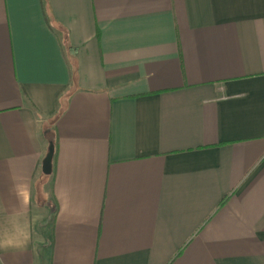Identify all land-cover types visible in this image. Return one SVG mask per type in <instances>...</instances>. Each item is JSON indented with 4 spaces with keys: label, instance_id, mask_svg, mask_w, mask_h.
Wrapping results in <instances>:
<instances>
[{
    "label": "crops",
    "instance_id": "obj_1",
    "mask_svg": "<svg viewBox=\"0 0 264 264\" xmlns=\"http://www.w3.org/2000/svg\"><path fill=\"white\" fill-rule=\"evenodd\" d=\"M12 211L0 264H264V0H0Z\"/></svg>",
    "mask_w": 264,
    "mask_h": 264
},
{
    "label": "clouds",
    "instance_id": "obj_2",
    "mask_svg": "<svg viewBox=\"0 0 264 264\" xmlns=\"http://www.w3.org/2000/svg\"><path fill=\"white\" fill-rule=\"evenodd\" d=\"M30 197L25 194L21 201L27 209ZM31 225L24 211H12L8 214L7 226L0 229V249H18L27 245L31 239Z\"/></svg>",
    "mask_w": 264,
    "mask_h": 264
},
{
    "label": "water",
    "instance_id": "obj_3",
    "mask_svg": "<svg viewBox=\"0 0 264 264\" xmlns=\"http://www.w3.org/2000/svg\"><path fill=\"white\" fill-rule=\"evenodd\" d=\"M53 154H54V143L50 141L48 145V151L42 161V166H41L42 173L45 175L51 173Z\"/></svg>",
    "mask_w": 264,
    "mask_h": 264
}]
</instances>
